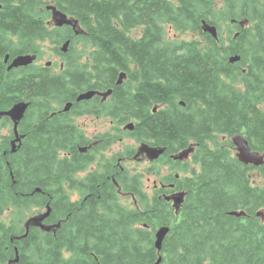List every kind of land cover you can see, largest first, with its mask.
<instances>
[{
  "label": "trees",
  "instance_id": "obj_1",
  "mask_svg": "<svg viewBox=\"0 0 264 264\" xmlns=\"http://www.w3.org/2000/svg\"><path fill=\"white\" fill-rule=\"evenodd\" d=\"M51 1L83 34L48 28L43 0H0V34L14 35L11 57L39 55L46 40L57 46L71 41L56 73L35 65L7 73L0 53V112L21 102L31 107L16 150L11 136L0 141V264L13 261L15 249L14 264H264V166L240 163L233 144L218 140L242 137L264 157V0ZM203 23L217 31L228 26L227 41L203 33ZM165 26L203 43L172 42ZM136 28L142 32L134 39L129 33ZM86 50L88 62L80 64ZM235 56L241 60L230 64ZM121 74L127 85H117ZM108 90V113L96 116L116 126L133 122L128 135L163 149L161 161L189 174L163 177V196L151 202L139 177L127 171L75 179L92 157L78 152L86 139L72 112L55 111L79 94ZM74 107H81V116L92 105ZM189 148L192 169L171 158ZM254 172L261 185L252 183ZM112 179L143 204L142 211L117 203ZM76 187L92 189L84 205L70 200ZM176 193L185 195L177 211L163 199ZM46 206V223L59 228H31L23 237V214ZM7 212L16 218L9 224L1 221ZM162 227L169 232L157 252L155 234Z\"/></svg>",
  "mask_w": 264,
  "mask_h": 264
},
{
  "label": "rangeland",
  "instance_id": "obj_2",
  "mask_svg": "<svg viewBox=\"0 0 264 264\" xmlns=\"http://www.w3.org/2000/svg\"><path fill=\"white\" fill-rule=\"evenodd\" d=\"M43 2H44L45 8L49 7V6L54 7L51 0H43ZM45 8L43 9V11L46 13V21L45 22H46L48 28H53L52 23H51V15L49 12L45 11L46 10ZM245 24H246V22H243V25H245ZM212 27H214V26H212ZM242 27H244V26H242ZM214 28H216V27H214ZM221 28H222L221 30L217 31V37L216 38H213L212 36L211 37L213 39H218V37H219L220 39L223 40V42L224 41L226 42L227 36L229 33V31H228L229 27L222 25ZM216 30H217V28H216ZM141 32H142L141 28H136V29H133L129 33V35H130V37L137 39L141 36ZM165 32L167 34L168 40L175 42V43L176 42H178V43L179 42H187V41H190L192 39H198V40H200L201 43H203V39L199 38L195 34H190V33L178 34V33H175L174 30L169 29L167 26H165ZM205 34H207V33H205ZM208 35H210V34H208ZM55 47L58 48L57 45L53 44V42H51L49 40H46V41L39 43L40 53H39L38 59H37L38 67L50 68L52 73H56L57 71H59V64L61 63V60L57 56L58 55L57 54L58 49H55ZM81 49H82V45L77 44L74 50H76L77 52H80ZM87 54H88V51L86 50L83 54L82 60L78 61L80 64L88 62V61H86L88 59ZM235 57L239 58L238 56H235ZM231 58H233V57H231ZM231 58L228 59L229 63H230ZM240 60L241 59L239 58L237 60V62H239ZM47 62L51 63L53 66L47 67V65H46ZM237 62H235V63H237ZM230 64H234V63H230ZM242 73L245 74L244 69L242 70ZM126 79H127L126 76H123V74H121L117 80V85L120 86L123 83H125V85H127ZM128 86H130V85H128ZM87 108H89L91 110H96L93 107H87ZM159 108L161 109L162 107L161 106L154 107L153 108V110H155L154 113ZM28 114L29 113H27L26 120H25L27 122L30 119ZM130 123L133 124V122H130ZM73 124L76 127H80L81 128L80 130L83 131L85 137L87 139H89L90 141L95 139V137L99 138L100 140L109 139L108 144L105 145L104 148H101L98 151L92 150L91 151V157L95 158V156H96L97 158H95V162L97 163V165L99 164L100 166H102L105 164L110 169V173L115 172L112 170V167H113L112 163H116V158L121 159L122 158L121 155L122 156L125 155L126 152H132V154L138 153V149L140 147L139 141H137L135 138L128 135L129 132L124 131L123 126H116L111 120H109L106 117H99V119H97V117H94V116L82 115L79 117H75V121L73 122ZM11 132H12L11 123L6 122L5 120L1 119L0 120V141H1L2 137L11 136ZM99 139H97V140H99ZM218 140H219L221 145H224V144H222L223 142H225V141L231 142L232 139H230V138L226 139V138L218 137ZM224 147L229 149V147H227V146H224ZM231 153H232V156L236 157L237 152H236L235 148L231 149ZM143 154L147 157V155L145 153H141L140 157H138L139 159H136V160L131 159V161H126L124 163L123 162L120 163V165L125 171H127V173L130 176L139 177V180L142 183L143 194L146 196V199L151 202V200L153 198L161 196V195H158V193H159L160 189L164 188L163 184H162L163 177H166L167 175L168 176H173V175L176 176V174H178L177 172H179V171L175 170L168 163L165 164L163 161L160 160V158L153 160V161H151V160L149 161L147 159L148 157L146 158ZM180 155L181 154L179 153L177 155L172 156L171 158L173 159L174 157H179ZM159 157H161V156H159ZM114 158H115V160H114ZM183 161L184 162L187 161L190 169H192L194 167V164H192V155H191V157L190 156L187 157V159L186 158L183 159ZM94 169H95V166L93 165L92 170L90 168H88V171L94 172ZM118 172H116V173H118ZM85 174L86 173H83V171H82L81 173L77 174V176L82 178V177H84ZM120 174L127 175L126 172H124V171L120 172ZM184 175H189V174L184 173L182 175V173H180V175L178 177H181ZM251 180H253L254 182H252V183L256 184V185H261L263 183V179L260 177V175L257 172L252 173ZM112 182L116 186V192H119V184L114 179H112ZM166 189H172V187H168ZM72 192L74 193V190L70 191V200L74 201L77 199V196L72 195ZM178 192H180V191H178ZM163 199H164V197H163ZM136 200L137 199H135L133 195H128V194L120 195V197L117 196V199H116L117 203L123 208L129 209V210H133V209L136 210V208H137L138 211H142L143 204H141L140 202H136ZM44 213H45V209H33L30 212H25L23 214V216L21 217L19 225L23 227V225L25 224V222L28 219L36 217L37 215L44 214ZM13 220H16V218H14L10 214V212L5 213L1 218V221L6 222L7 224H9V222L13 221ZM154 248L156 249L155 243H154ZM156 251H157V249H156Z\"/></svg>",
  "mask_w": 264,
  "mask_h": 264
},
{
  "label": "water",
  "instance_id": "obj_3",
  "mask_svg": "<svg viewBox=\"0 0 264 264\" xmlns=\"http://www.w3.org/2000/svg\"><path fill=\"white\" fill-rule=\"evenodd\" d=\"M46 10L51 12V20L55 27L61 28L63 26H69L72 28V30L75 32V35L83 33V31L78 27V23L73 18H69L67 15L61 13L54 7H46ZM202 32L210 34L213 38L217 37V30L216 28L212 27L211 25H208L206 23L202 24ZM69 46V41H66L62 47H61V53L65 54L67 52V48ZM8 57L5 58V61H7ZM239 58L233 57L230 59V63L237 62ZM36 60V55L26 54V55H19L12 59V62L10 66L8 67V70L11 69H17L21 67H28L31 66ZM47 67L51 66V63L46 64ZM124 76V75H123ZM112 94L111 90L105 91V92H98V91H89L80 94L76 102H80L82 100H90L96 95H99L102 97L103 100L108 99ZM72 104L68 103L64 106L63 111L68 112L71 108ZM29 107L28 103L21 102L14 106H12L8 111L0 112V119L1 118H9L14 123V134L16 138L11 142V148L12 152L16 150L18 147V142L20 141L19 138H17V125L24 117V114L26 113L27 109ZM155 111V110H154ZM134 125L132 123L127 124L123 130L126 131H133ZM231 143L233 144L235 150H236V159L244 164V165H251L254 167L264 166V157L260 155L259 153L252 152L248 146L247 141L242 137H234L231 140ZM18 144V145H17ZM192 148H189L188 150L180 153L181 155L179 157H174V160L183 161V159H187L188 155L192 153ZM145 153L149 160L153 161L159 158L164 153L163 149L158 148H149L147 146H142L139 150V153ZM40 190H36V192H39ZM184 193H176L170 196H165L164 200L166 202L172 203V205L175 207L176 211L179 209L180 205L183 203L184 200ZM51 209L49 206H46L45 213L37 215L36 217L28 219L25 224L23 225L25 234L23 237H26L30 228H38L42 232L50 233L55 232V229L59 228L58 225H46L44 224L45 219L48 218L50 215ZM232 216H241V214L237 213H231ZM169 232L168 227H162L159 230H157L155 234V247L158 252H160L163 240L167 236ZM18 262V251L15 249V259L8 264H14ZM161 260L159 259L156 264H160Z\"/></svg>",
  "mask_w": 264,
  "mask_h": 264
},
{
  "label": "flooded vegetation",
  "instance_id": "obj_4",
  "mask_svg": "<svg viewBox=\"0 0 264 264\" xmlns=\"http://www.w3.org/2000/svg\"><path fill=\"white\" fill-rule=\"evenodd\" d=\"M11 23V22H10ZM10 28V27H9ZM8 28V29H9ZM67 41H69V44H70V39H68ZM63 43H61V45H62ZM13 45H14V35L12 34V32H11V30H9V32H7V33H1L0 34V53H2L3 52V54H4V56L2 57V63H3V66H4V68H5V71L8 73V72H11V71H14V72H20L21 71V69H24V68H17V69H11V70H8V67L10 66V64H11V62H12V59L13 58H15V57H17V56H19V55H16V56H14V57H11L10 55H9V52L13 49ZM61 48V47H60ZM4 52H7V53H4ZM58 55V57L60 58V60H61V63L59 64V69H62L63 68V56L62 55H65V54H62L60 51H59V46H58V53H57ZM36 56H37V59H38V55L36 54ZM6 57H8V59H7V61H5V58ZM37 59H36V61H35V63H34V65L35 66H38L37 65ZM98 92H100L101 93V91H98ZM80 95V94H79ZM78 95V96H79ZM77 96V97H78ZM77 97H76V99H77ZM75 99V100H76ZM108 100H109V98L108 99H106V100H103L102 99V97L101 96H99V95H96V96H94L93 98H91L90 100H82V101H80V102H74V103H72V106H71V108H70V110L68 111V112H64L63 111V107L61 108V110H59V111H55V113L57 114V115H60V114H62V113H70V112H72V114H71V117H69L72 121H75V117H79L78 115H80L79 114V111H80V109H81V107H74L75 105H77V104H85V103H88V104H90V105H92V107L94 108V109H96V110H94V111H92L91 109L90 110H88L89 108H85V109H83V115H90V116H94V117H97V119H99V117H106L105 115H102V116H96V115H100V114H107L108 113V107H104V104L105 103H107L108 102ZM31 107H28V109H27V111H26V113L24 114V117L22 118V120L18 123V125H17V138H19L20 139V141L18 142V144H20L21 143V141L24 139L23 137L24 136H22L21 135V133H20V129H19V127L20 126H22V124L23 123H25V120H26V116H27V113L29 112V109H30ZM154 111V110H153ZM77 115V116H76ZM82 116V115H81ZM106 118H108V117H106ZM1 119H3V120H7V122H9V123H11V125H12V132H11V137H10V144H11V142L16 138V136H15V134H14V123L9 119V118H6V117H4V118H1ZM0 119V120H1ZM109 119V118H108ZM110 120V119H109ZM123 127H124V125H123ZM78 129H79V131L83 134V136H84V138L86 139V141H85V144L84 145H82V146H78V152H79V154H81V155H84V154H89V156H91V151L92 150H94V151H98L99 149H101V148H104L105 147V145H107L108 144V142H109V139H104V140H100L99 138H96L95 137V139H93L92 141H90L89 139H87L86 137H85V135H84V133H83V131H81L80 129V127H77ZM127 132H132V131H128V130H126ZM97 139H99V140H97ZM17 144V145H18ZM139 145H140V147H139V149H138V153H139V150H140V148L142 147V146H147V147H149V148H155V147H153V146H149V145H147L146 143H144V142H139ZM137 153V154H138ZM193 153V152H192ZM137 154H132V152H126L125 153V155H121V159H117L116 158V163H112V170L113 171H115V172H112L113 174L114 173H116V172H118V173H116V175L117 174H120V172H122V171H124L125 172V170L121 167V165H120V163H124V162H126V161H131V159H134V160H136V159H139L138 157H140V154L137 156ZM144 155V154H143ZM145 156V155H144ZM190 157H191V154L189 155ZM188 156V157H189ZM146 157V156H145ZM95 158H97L96 156H95ZM95 158L94 157H92V162L90 163V164H88L87 165V167L84 169V170H82L83 171V173H86L85 175H84V177H82V178H80V177H78L77 176V174H79V173H81L82 171H80V172H78V173H75L74 175H75V179L77 180V181H84V179L88 176V174H90V173H93V172H91V171H88V168H90L91 170H92V166L94 165L95 166V169H94V172H99L98 174L99 175H103V174H108V173H110V169L104 164V165H102V166H100L99 164L97 165V163L95 162ZM147 158V157H146ZM148 159V158H147ZM114 160H115V158H114ZM149 160V159H148ZM150 161V160H149ZM181 162H183L184 163V161H181ZM187 162V161H186ZM110 176L109 175H107V178H109ZM74 190V193L72 192V195H76L77 196V199L76 200H74L73 202H79V203H82L81 205H84V202H88V200H89V197L92 195V193H89V192H92V189L91 190H89L88 188H83V190L81 189V188H73L72 189V191ZM98 190L99 189H96V192H98ZM105 189H101L99 192L101 193V194H105ZM123 194H128V193H123L121 190H120V188H119V192H116V190H115V195L116 196H118V197H120V195H123ZM128 195H130V194H128ZM135 203V202H134ZM137 207V206H136ZM136 210H138L137 208H136ZM47 220V219H46ZM46 220L44 221V224H46V225H48L47 223H46Z\"/></svg>",
  "mask_w": 264,
  "mask_h": 264
},
{
  "label": "bare ground",
  "instance_id": "obj_5",
  "mask_svg": "<svg viewBox=\"0 0 264 264\" xmlns=\"http://www.w3.org/2000/svg\"><path fill=\"white\" fill-rule=\"evenodd\" d=\"M48 63V62H47Z\"/></svg>",
  "mask_w": 264,
  "mask_h": 264
}]
</instances>
